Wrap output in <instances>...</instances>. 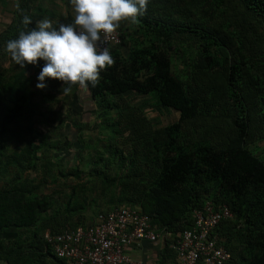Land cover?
<instances>
[{"label": "trees", "instance_id": "1", "mask_svg": "<svg viewBox=\"0 0 264 264\" xmlns=\"http://www.w3.org/2000/svg\"><path fill=\"white\" fill-rule=\"evenodd\" d=\"M237 1L246 18L264 25V0ZM195 2L204 5L210 0H192L187 5ZM226 2L212 0L220 9ZM189 11L188 8L186 13ZM162 14L155 17L144 13L136 23H131V29H121V43L111 53L114 64L101 72L95 87L89 83L87 88L96 108H103L106 116L117 108L116 120L106 124L112 135L119 133L124 124L122 109L113 101L114 97L130 92L153 96L157 104L177 111L178 119L162 129L161 140L149 134L147 140L152 144L140 151L136 149L133 155H126L118 147L112 149L121 169L117 177L110 174L109 165L100 174L99 155L88 162L91 172L87 178L82 179L86 173L76 169L70 175L80 177V181L65 193V209L74 211L77 204L82 206L86 200L80 196L86 181L100 178L107 190L117 192L112 200L118 201H114V206H139L151 217L153 225L177 234L192 225L193 211L211 199L217 204L229 205L234 213L233 219L217 227L221 243L231 254L227 264H264V159L248 147L254 130L264 140V51L248 53L237 29L225 38L217 29L192 20L191 15H186L187 20H178ZM226 26L231 29L234 25L229 22ZM16 28L10 26L0 34V46L3 41L18 38L20 31ZM183 36L198 39L199 55L209 68L219 64V55L227 50V45L238 43L237 56L233 59L229 55L226 86L236 107L232 117L234 127L230 137L223 141L205 133L183 134L185 123L199 118L203 110H211V104L197 93H191L172 70L173 57L168 47L176 44L175 37ZM122 46L129 47L128 54L120 51ZM183 52L186 55L188 51L183 49ZM248 77L249 86L241 91L240 83L245 84ZM27 79L25 69L17 72L0 64V232L17 231L12 239H0V263L71 264L56 256L43 233L75 228L79 223L58 222L56 215L48 217L52 199L34 191L35 182L43 184L49 176L52 182H57L50 161L42 156L47 142L42 139L39 144L26 142L20 149L13 147L22 139L25 122L27 129H32L36 114L31 83ZM133 129L137 135L140 133L138 128ZM79 136L78 141L84 145ZM94 150L99 154L98 149ZM30 171L40 176L24 175ZM103 210L107 209L100 211ZM22 232L27 237H22ZM158 264H179L169 239L161 250Z\"/></svg>", "mask_w": 264, "mask_h": 264}, {"label": "rangeland", "instance_id": "2", "mask_svg": "<svg viewBox=\"0 0 264 264\" xmlns=\"http://www.w3.org/2000/svg\"><path fill=\"white\" fill-rule=\"evenodd\" d=\"M188 1L192 0H167L166 7H161L162 15H172L178 20H187L186 17L191 15L192 20L204 22L210 29H217L225 38L227 34H230V31L237 29L248 53L264 51V25L254 19L246 18L243 15L245 11L237 0H227L222 9L216 8L212 4V0L208 4L196 5L197 2H195L189 6L187 5ZM188 8L191 11L186 13ZM229 22L234 25L231 29L226 26V23ZM174 41L177 45L173 44L171 48L168 47V51L173 57L172 70L185 85H188L191 93H197L211 104V110H203L199 118L184 124L183 134L191 136L192 134L205 133L223 141L230 137L234 127L232 117L236 113V107L227 93L226 86L229 55L233 59L237 56L235 53L238 43L232 42L227 45V50L219 55V64L209 68L206 61L199 55V41L196 37L194 39L186 36L175 37ZM3 49L4 46H0V53L3 52ZM183 49H187L186 55H184ZM178 50L182 53L178 54L180 52ZM6 59L8 60L0 55V64L4 68L9 66ZM32 73L35 72L30 69V77L27 75V81L31 83L33 91L32 101L36 110L34 123L31 130L27 129L26 122L23 124L22 139L13 147L20 149L26 142L31 145L39 144L42 139L47 142L43 146L42 156L50 161L52 173L55 174L57 182H52L53 178L49 176L43 184L39 181L35 182L34 191L46 194L52 199L51 208L47 213L48 217L56 215L58 222L89 225L94 222V218L100 210L114 206L116 199L112 200L117 192L115 189L107 190L106 184L101 183L100 178L99 181L87 180L80 196L86 202L82 206L77 204L74 211L67 212L65 193H69L71 187L80 181V177L70 174H74L76 169H80L86 173L82 175V179L87 178L91 172V165L88 162L94 161L99 155V170L102 171L100 174H103L106 171L105 166L109 165L112 167L110 174L117 177L120 175L121 169L112 149L118 147L130 156L136 149L140 151L143 146L151 143L147 140L149 134L157 140H161L163 138L162 129L177 121L178 113L171 108L157 104L151 95L130 92L123 97H114L113 101L117 102L122 109L124 124L119 128V133L112 135L111 128L106 124L116 120L117 108L110 110L109 115L106 116L103 113V108H96L93 100L88 103L81 98L77 100L74 94L77 88L74 85L71 86V94L64 95L61 91L64 83L55 84L51 78H48L44 81L47 87L41 89L36 86L40 83L38 77ZM250 81L251 79L248 77L246 83L241 82L238 89L245 90ZM134 127L140 130L138 135L135 133ZM78 130H80V134ZM252 132V136L248 139V147L253 153L264 159V140L259 138L257 130ZM77 134L85 141L84 145L90 144L88 148L78 141ZM83 146L84 152L81 155ZM94 149H98L99 154L95 153ZM29 174L31 177L40 176L39 173L31 171L24 175L28 176ZM21 234L22 237H27V233L23 234L22 232ZM234 243L238 245L239 241L235 239Z\"/></svg>", "mask_w": 264, "mask_h": 264}, {"label": "built area", "instance_id": "3", "mask_svg": "<svg viewBox=\"0 0 264 264\" xmlns=\"http://www.w3.org/2000/svg\"><path fill=\"white\" fill-rule=\"evenodd\" d=\"M121 40L117 29L104 46L112 53ZM233 217L229 205L209 199L193 211L192 225L174 234L153 225L141 207L117 205L100 211L90 225L46 230L43 236L56 256L71 264H144L130 250L145 241H159L162 234L170 237L179 264H227L231 254L221 243L217 227Z\"/></svg>", "mask_w": 264, "mask_h": 264}, {"label": "clouds", "instance_id": "4", "mask_svg": "<svg viewBox=\"0 0 264 264\" xmlns=\"http://www.w3.org/2000/svg\"><path fill=\"white\" fill-rule=\"evenodd\" d=\"M74 18L58 27L45 17L37 20L35 27L20 31L18 38L10 39L6 51L16 64L37 65L41 59L45 65L38 75V88H46L48 78L64 82L62 93L71 94L72 85L95 87L101 72L114 64L107 38L123 21L136 23L147 11L148 0H70ZM18 10L19 5L16 6ZM27 28L32 18L23 14Z\"/></svg>", "mask_w": 264, "mask_h": 264}, {"label": "crops", "instance_id": "5", "mask_svg": "<svg viewBox=\"0 0 264 264\" xmlns=\"http://www.w3.org/2000/svg\"><path fill=\"white\" fill-rule=\"evenodd\" d=\"M166 2L167 0H148L147 11L145 12V14L148 13L147 15L154 16L161 14V7H166ZM17 5H19V9L23 10V12L17 9ZM25 13L29 15L33 20V23L28 25L27 28H25L22 22L23 14ZM45 17L49 18L53 22V25L55 27H58L60 23L67 24L71 22L74 18V9L70 3V0H0V34L5 32L6 30H9L10 26L17 27L16 29L18 30V32L21 30H30L31 28L35 27V23L37 20L43 19ZM132 26L133 25L131 24V22L123 21L121 22L118 30L131 29ZM8 41L9 39L2 42L1 46L3 45L4 49L3 52L0 53V55L8 58V60L6 59V62L9 63V66L7 68L17 69V72L25 69L27 70L26 75L28 76L29 70L31 69L32 72H35L32 74L38 77L40 71L45 65V61L41 59L37 65L26 64L21 69L20 65L16 64L15 61L11 58L10 53L6 51V44ZM128 48V46H122L120 47V51L126 55L129 52ZM52 80L53 82H55V84L64 83L63 81L58 79ZM74 86L75 88H77V91L74 92L75 98H77V100H80L81 98L85 100L86 103L93 100L91 93L89 92L87 87H81L78 84ZM112 207L115 206H111L110 208ZM78 226L87 225L79 224ZM0 235V239H12L17 235V231L14 229L5 230L3 232H0ZM167 239L170 240V237L162 234L159 241H145L140 246L132 248L130 250V254L134 258L142 260L144 264H158L161 256V250L163 249L164 245H166Z\"/></svg>", "mask_w": 264, "mask_h": 264}]
</instances>
